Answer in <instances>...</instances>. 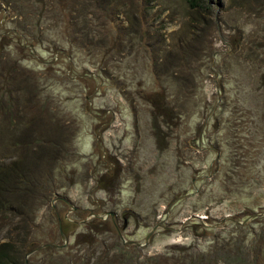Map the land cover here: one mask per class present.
Instances as JSON below:
<instances>
[{"label": "rangeland", "instance_id": "1", "mask_svg": "<svg viewBox=\"0 0 264 264\" xmlns=\"http://www.w3.org/2000/svg\"><path fill=\"white\" fill-rule=\"evenodd\" d=\"M0 10L31 11L18 16L22 25L32 26L25 34L12 22L15 13L0 11V35L12 28L18 31L9 32L10 39L0 45V61L5 67L7 61L23 64L27 71L17 68L23 81L26 76L41 78L38 100L47 105L39 103L31 110L37 123L34 139L51 151L48 160H38V178L28 184L27 196L20 197L24 205L0 206V247L8 245L4 252L11 261L264 260L261 223L253 221V230L240 231L215 222L227 211L233 216L263 212L264 183L247 185L246 192L220 203L218 181L210 185L200 178L206 174L204 167L220 162L211 146L222 147L221 176L232 165L226 138L239 154L253 149V120L260 123L264 140V0H204L196 9L188 0H0ZM26 38L28 49H37L33 59L20 48ZM253 54L258 56L251 62L248 56ZM180 93L191 100L185 105L189 114L156 123L159 108H164L163 94L180 109L184 100L174 97ZM18 96L13 93L10 102L7 94L4 103L19 106L18 100L28 101L26 92ZM221 97L227 98L225 108ZM212 114L221 120L219 130ZM21 117L13 123L23 133ZM14 127L0 113V138ZM58 137L62 140L56 145ZM16 142L19 138L3 145L0 141V164L31 156L22 154L28 143ZM56 149L67 156L59 165L73 173L68 177L61 176V170L52 172ZM260 175L264 179V163ZM192 182L205 192L202 197L193 190L184 194ZM140 183L142 194L137 191ZM248 183L255 182L251 178ZM142 202L147 207L143 216L148 213L154 219L150 227L144 219L138 225L129 215L131 209L139 212ZM207 207L209 219H191ZM193 223L202 228L194 230Z\"/></svg>", "mask_w": 264, "mask_h": 264}, {"label": "trees", "instance_id": "2", "mask_svg": "<svg viewBox=\"0 0 264 264\" xmlns=\"http://www.w3.org/2000/svg\"><path fill=\"white\" fill-rule=\"evenodd\" d=\"M200 1H204V0H188V4L190 6V8L192 9H196L200 7ZM2 12H7V13H15L17 17V19H13L12 22L14 24L18 23V26H21V30L20 32H23L24 34L26 33V31L30 30V27L32 28L31 24L29 25H22V23L18 20V16L19 17H24L25 14H27L30 10H0ZM31 12V11H30ZM14 16L12 15V18H14ZM8 16H6L5 18H7ZM4 31V30H3ZM9 32H18L16 28H12L10 29V31H4L3 35H0V45L4 44V41L6 39H10L8 33ZM29 32V31H28ZM36 37L39 36V34L35 35ZM36 39V38H35ZM21 40V39H20ZM28 44H29V39L26 38L25 39V43L20 47L21 49H26L28 50L29 56L30 58H34L37 49H35L34 47L31 49V51L28 49ZM25 46V47H23ZM19 45L17 46V49H20ZM255 53V52H254ZM255 55L257 54H253V56H248V58L252 61H255V59H257V57H255ZM258 56V55H257ZM259 60H262L259 58ZM263 64H264V60ZM8 65L5 67V62L0 61V113H4L6 115V117L9 119V121L13 124L14 130H10L9 129V134L5 135L3 138H0L1 144L3 145L5 142H9L11 143L12 141H14L15 139L19 138V142H16L14 145L19 146L22 142H26L28 143V147L27 149L23 150V155H31L28 157H26L25 159H18V158H11L8 162V164L4 165V164H0V206H3L5 203H7L9 205V207H14V205H18V206H23L24 205V200H20V197L22 196H27L28 191L30 190L28 184L29 183H33L32 181L36 180L37 177V166H38V160L41 159H49L50 155H51V151L46 150L45 147L41 148L38 144L39 142H35L36 139L35 135H34V131L36 129V120L31 117L32 114V108L36 107L39 105V103H42L43 106H46L47 103H43L40 100H38V95L40 93L39 89L42 87V83L40 82L41 78H38V76H26L25 80L23 81L20 76L22 72L27 71L26 67L23 66V64H21L20 62L16 63L15 66L11 65L9 63V61H7ZM48 65V63H47ZM20 68V73H18V70ZM2 77V80H1ZM225 89V88H224ZM18 94L19 98L22 96V94L24 92H26L28 94V101L27 102H23L22 99L18 100L19 103L17 105L19 106H8V104L4 103V98L5 96L8 94V98L9 101L12 102V94L15 93ZM221 94V92L219 93ZM220 96V95H219ZM163 101L167 104L165 105V103L163 104L164 108H159V114L154 118L156 123L161 122H166L169 119L172 118H179L182 119L184 115L189 114V111L186 109V104L191 103L190 98L183 93L177 94L176 96L174 95V97H176L177 101L184 100V106H181L179 109V106L177 105H173L171 102L169 103L168 100H166L168 97L166 96V94H163ZM182 97V98H181ZM18 98V99H19ZM159 98V97H158ZM222 99L219 98V100L223 101V97H221ZM157 98H155L154 100H152L154 102V104L157 102ZM227 102V98L224 99ZM35 101V102H33ZM4 103V105H3ZM227 106V103H224L223 101V108H225ZM44 108V107H43ZM215 107L211 108V112L213 111ZM46 110V109H44ZM215 112L217 111V109L214 110ZM178 112V113H177ZM211 112L209 114V116H207L206 118V122L207 124L212 120V116H211ZM255 114L256 111L254 110ZM48 114V112H47ZM216 115V113H214ZM22 116V125L24 128H26L25 131H23V133L18 132V124L16 125L15 123H13L14 119L18 120V116ZM213 115V114H212ZM253 115V114H252ZM214 116V115H213ZM32 118V120H31ZM27 119H29L28 121H26ZM230 119H228L227 121H229ZM262 121V118H260L259 122ZM264 122V120L262 121ZM253 126L250 129V134L249 136L253 135V138L250 139L249 141V145L251 146V148H256L259 147V151H253V149H249L246 151V153L243 154H239L238 151H236L235 149L233 150V145L231 144L228 139L226 138L225 140L227 141V145L230 147V153H229V157H231V164H228V166L226 167V170L223 172V176L218 175L219 173V168L221 169V163H222V147L217 143L215 146H211L210 149L215 150V152L218 155L217 160L220 162H217V164H213L210 165V167H204L202 169V171H206V174H204L202 177H200L202 179V181H209L210 185L212 184V182H216L218 181V184L216 186V190L220 191V195L221 198L219 200L220 203L225 202L226 200H230L231 197L236 196V195H240L243 194L244 192L247 191V185L249 187H261L264 183V179L261 177L260 175V171H261V166L264 163V140L263 137L261 136L259 130H258V125H260V123H258L256 120H253ZM220 125H221V120L218 118V116H214V128L219 130L220 129ZM35 127V128H32ZM1 129V128H0ZM34 129V130H33ZM62 139L58 140L55 139L56 145H58L60 143ZM261 144V146L259 145V143ZM52 144V143H50ZM48 144V145H50ZM257 144V146L255 145ZM32 151L33 154L31 153ZM58 149H56V154L58 153ZM75 152V151H73ZM75 155L78 157L77 160L82 159L81 156H78L77 153L75 152ZM263 156V157H262ZM19 157H21L19 155ZM66 155L63 154L61 151L57 154V156L55 155V161L54 163H52L53 167H52V172H58L61 170V176H67L69 174H73L68 172L66 169L62 168V165H59L60 163L65 162L66 160ZM89 159L92 161L94 159V156L91 155L89 157ZM228 161V160H227ZM56 167V168H55ZM113 169V168H112ZM109 169V172L112 170ZM58 170V171H57ZM200 171V170H199ZM69 173V174H68ZM110 175V174H108ZM247 175H251L250 177L253 178V181L255 182L253 185L249 184L248 181L251 179H246ZM103 177H107V175H104ZM139 180H141V177H139ZM101 181H103V178L101 179ZM192 187L186 189V187L184 188V194L188 195V193L190 191H195L194 193L198 194V197H202L203 194L205 192L201 191L198 187L196 183H191ZM24 186V187H23ZM184 187V186H183ZM252 188V189H253ZM137 191L139 194L144 193V188L142 183H140L137 187ZM30 196V195H29ZM215 200V199H214ZM67 201L71 202L68 198ZM211 202V201H210ZM72 203V202H71ZM70 203V204H71ZM219 203V204H220ZM144 202H142L139 205V209H140V213L136 212L135 209H131L129 210V215L135 219V221L137 222L138 225H140V221L141 219H144L145 221H147L148 223L146 224V226L150 227L152 225V221H154V219L152 218V216L150 214H146L147 216H143L144 212L147 211V207L143 205ZM19 210V208H17ZM210 208L207 207L206 210H209ZM203 212V211H202ZM114 213H116L114 211ZM232 213V211H231ZM117 214V213H116ZM233 214V213H232ZM153 216H157L156 211L153 213ZM153 219V220H152ZM115 221V222H114ZM114 225L116 226V219L114 220ZM143 221V220H142ZM253 221L255 224H259L261 223L262 226V230L264 231V211L263 212H259V213H242L239 214L237 216H232L230 218H222L221 220H217L215 222H217L218 224H223L224 226H231L237 230L240 231H245V230H253L254 227L252 226ZM191 227L194 230H200L202 228V224L200 223H193L191 224ZM258 242L257 239H254V243ZM258 245V244H257ZM8 247V245H3L0 247V264H11L9 262H12L13 264H19L17 261L13 262L11 261V258L6 255V253L4 252V249ZM238 257V256H237ZM235 257V259L237 258ZM234 259V260H235ZM233 260V261H234ZM249 260V258L247 259ZM251 264H264V260H261L259 256H255L252 260H251Z\"/></svg>", "mask_w": 264, "mask_h": 264}, {"label": "built area", "instance_id": "3", "mask_svg": "<svg viewBox=\"0 0 264 264\" xmlns=\"http://www.w3.org/2000/svg\"><path fill=\"white\" fill-rule=\"evenodd\" d=\"M206 211H208V210H205L203 212L197 213L195 215L200 216L201 219H209V216L206 215ZM232 216H233V214L231 213V211H227V212L224 213V218H230Z\"/></svg>", "mask_w": 264, "mask_h": 264}, {"label": "water", "instance_id": "4", "mask_svg": "<svg viewBox=\"0 0 264 264\" xmlns=\"http://www.w3.org/2000/svg\"><path fill=\"white\" fill-rule=\"evenodd\" d=\"M112 215L114 216V214H113V213H112ZM191 219L200 220V219H201V217H200V216H198V215H195V216L191 217ZM141 246H142V244H141Z\"/></svg>", "mask_w": 264, "mask_h": 264}]
</instances>
